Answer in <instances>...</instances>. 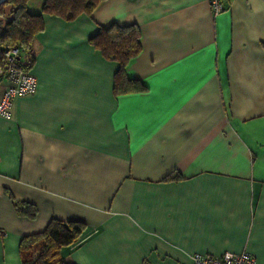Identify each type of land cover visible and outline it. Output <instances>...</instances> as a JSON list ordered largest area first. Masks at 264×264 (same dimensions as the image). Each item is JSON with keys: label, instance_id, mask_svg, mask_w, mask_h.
<instances>
[{"label": "crops", "instance_id": "1", "mask_svg": "<svg viewBox=\"0 0 264 264\" xmlns=\"http://www.w3.org/2000/svg\"><path fill=\"white\" fill-rule=\"evenodd\" d=\"M31 1L39 12L43 0ZM221 3L217 15L208 0L42 14L35 91L0 115V264H22L21 237L53 217L85 223L61 250L73 264H193L226 251L264 264V1ZM110 24L140 31L125 74L142 92L113 93L118 64L89 42Z\"/></svg>", "mask_w": 264, "mask_h": 264}, {"label": "trees", "instance_id": "2", "mask_svg": "<svg viewBox=\"0 0 264 264\" xmlns=\"http://www.w3.org/2000/svg\"><path fill=\"white\" fill-rule=\"evenodd\" d=\"M29 0H4L0 3V63L3 51L18 48L19 57L27 69L33 59L32 48L36 35L43 29L42 14L72 20L80 14L89 15L103 0H43L40 11L27 10ZM140 31L136 25L110 24L98 27L89 38L90 44L108 60L118 64L113 76V93L142 92L145 87L125 74L127 63L141 51ZM177 179L176 175L174 177ZM16 211L28 218L36 213V207L27 202H16ZM85 223L81 220L51 218L39 232L23 235L19 242L22 264H73L66 261L62 248L75 244L81 238Z\"/></svg>", "mask_w": 264, "mask_h": 264}, {"label": "built area", "instance_id": "3", "mask_svg": "<svg viewBox=\"0 0 264 264\" xmlns=\"http://www.w3.org/2000/svg\"><path fill=\"white\" fill-rule=\"evenodd\" d=\"M264 1V0H262ZM211 13L217 15L227 9L221 0H208ZM2 63H0V83L5 87L0 93V115L10 116V106L16 97L30 95L35 91L36 79L25 69V62L19 57L18 48H8L3 51ZM193 264H254L253 257L243 251L232 253L226 251L219 256L194 254Z\"/></svg>", "mask_w": 264, "mask_h": 264}, {"label": "rangeland", "instance_id": "4", "mask_svg": "<svg viewBox=\"0 0 264 264\" xmlns=\"http://www.w3.org/2000/svg\"><path fill=\"white\" fill-rule=\"evenodd\" d=\"M32 1H33V2H32ZM32 1H31V5L29 6L30 9H32V8H31L32 6L36 5V4H34V3L39 2L40 0H32ZM29 4H30V3H29Z\"/></svg>", "mask_w": 264, "mask_h": 264}, {"label": "water", "instance_id": "5", "mask_svg": "<svg viewBox=\"0 0 264 264\" xmlns=\"http://www.w3.org/2000/svg\"><path fill=\"white\" fill-rule=\"evenodd\" d=\"M4 0H0V3H2Z\"/></svg>", "mask_w": 264, "mask_h": 264}]
</instances>
